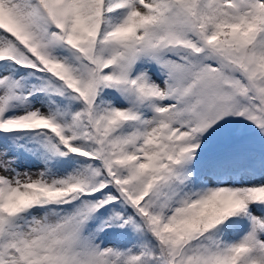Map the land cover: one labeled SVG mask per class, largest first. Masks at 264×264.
Wrapping results in <instances>:
<instances>
[{
	"label": "snow or ice",
	"instance_id": "snow-or-ice-1",
	"mask_svg": "<svg viewBox=\"0 0 264 264\" xmlns=\"http://www.w3.org/2000/svg\"><path fill=\"white\" fill-rule=\"evenodd\" d=\"M0 264H264V0H0Z\"/></svg>",
	"mask_w": 264,
	"mask_h": 264
}]
</instances>
